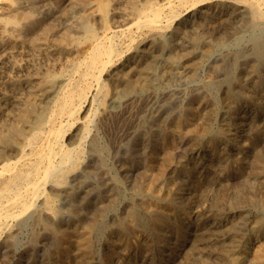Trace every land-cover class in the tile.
<instances>
[{
	"label": "rangeland",
	"instance_id": "obj_1",
	"mask_svg": "<svg viewBox=\"0 0 264 264\" xmlns=\"http://www.w3.org/2000/svg\"><path fill=\"white\" fill-rule=\"evenodd\" d=\"M48 1H51L52 13H57L54 16L56 36L66 26L77 32L78 11H83L74 8L76 1L72 0L71 9L67 7L73 12L69 16L64 10L59 12L58 5L62 6L66 0ZM88 1V8L97 12L99 3L107 4L116 18H128V23L138 18L130 0ZM179 1H175L177 6ZM203 1L179 6L178 17L166 29L169 44L148 43L145 50L136 52L133 70L119 77L117 89L110 92L112 101L102 105L108 111L105 113L101 107L97 115L91 112L88 125L93 129L88 138L85 141L75 138L74 144L84 149L79 161L81 166L70 172L64 186L47 185L45 194L39 203L31 206L28 214L3 219L0 264H264V18L254 19L249 9L236 0ZM10 3V0H0L1 27L5 24L1 18L7 17ZM91 17L96 19L92 20L97 31L103 33L104 23ZM110 25L107 35L125 46L126 37L114 35L111 21ZM56 40L33 46L29 41L8 37L0 46V132L14 123L24 127L25 137L19 144L35 131L34 126L25 125L20 119V108L34 96L33 81L48 71L60 70L56 66L60 60L54 53H60L61 44ZM132 50L128 51L129 56ZM73 61L65 65L67 69ZM138 78L144 83L131 101L123 91ZM10 81L16 85L7 84ZM56 92L57 89L53 90L45 98L46 118L52 114L50 98ZM76 130L72 127L68 134L74 136ZM15 149H0V169L5 161L22 156ZM7 172L10 170L4 171L6 176ZM3 185L0 181V191ZM10 197L0 200V209L17 212L18 207Z\"/></svg>",
	"mask_w": 264,
	"mask_h": 264
},
{
	"label": "bare ground",
	"instance_id": "obj_2",
	"mask_svg": "<svg viewBox=\"0 0 264 264\" xmlns=\"http://www.w3.org/2000/svg\"><path fill=\"white\" fill-rule=\"evenodd\" d=\"M11 3L7 7L8 15L1 18V22L5 23L0 26V46L4 43V38L22 39L29 41L33 46L41 45L50 40L60 41V53L58 55L59 72L39 75L35 80L30 82L34 87V96L31 101L24 107L20 108V119L25 125H32L35 131L31 137L25 138L23 144L20 139L25 137V129L22 126L12 125L8 129L0 132V149H7L17 147L21 152V157L16 160H8L3 163L0 169V174H4L5 170H10L9 175L0 176V181L4 184L0 191V200L10 197L13 203L17 205L18 211L14 212L10 209H0V227L3 224V219H9L13 216H21L32 208V205L39 203L42 194H45V187L47 185H59L66 183L69 179V174L74 171L80 164L82 155V146L75 145L77 139L86 140L91 132L92 127L88 125L91 119V112L94 115L98 114L102 105L110 100V92L112 89H117V81L120 76H126L133 70V58L136 52L141 48L145 50L148 43H155L164 41L170 43V37L166 34L167 27L171 26L177 16L179 6L189 4H197L200 0H180L179 5L173 0H130V4L134 8V15L138 17L134 23H128L127 19L116 18L112 8L107 4H98L97 10L88 8L90 5L88 0H74V8H81L83 12L79 13L75 24L77 25V32L72 27L66 26L62 34L56 36L54 22L55 15L51 11L48 0H10ZM55 1V0H54ZM65 1V0H64ZM102 1V0H101ZM114 1V0H113ZM126 1V0H125ZM138 1L140 2L138 4ZM40 2V5L38 4ZM72 0H66L64 4L58 5L59 12L64 10L68 14L71 12ZM127 2V1H126ZM202 2H204L202 0ZM243 4L251 12V16L255 19L264 18V0H236ZM53 3V2H52ZM95 3V2H94ZM124 4V2H123ZM202 4V3H201ZM55 5V4H54ZM72 5V4H71ZM93 5V4H91ZM117 5V4H116ZM199 5V4H198ZM208 5V4H207ZM70 9H67V7ZM190 6V5H189ZM194 6V5H193ZM192 6V7H193ZM196 6V5H195ZM5 7V6H3ZM94 7V6H93ZM118 7V6H116ZM58 8V7H57ZM182 8V7H181ZM189 8V7H187ZM6 9V8H5ZM4 9V10H5ZM120 9V8H119ZM70 10V11H69ZM79 10V9H78ZM217 10V9H216ZM215 10V11H216ZM224 10V9H223ZM122 11H124L122 9ZM128 11V8H127ZM182 11V10H181ZM245 11V10H244ZM6 12V14H7ZM58 12V13H59ZM64 12V13H65ZM130 12V11H129ZM63 13V15H64ZM75 15L77 13L74 12ZM119 13V12H118ZM131 13V12H130ZM187 13V12H186ZM245 13V12H244ZM5 14V15H6ZM125 13L123 12V16ZM127 14V12H126ZM2 15V14H1ZM72 15V14H71ZM246 15V14H245ZM91 16L99 18L104 23L105 31L99 33L95 27ZM122 16V17H123ZM132 16L131 14L129 15ZM226 16V15H225ZM133 18V17H132ZM131 18V19H132ZM180 18V17H179ZM224 18V16H223ZM247 18V17H246ZM59 19V18H58ZM64 19V18H63ZM66 19V18H65ZM93 19V20H92ZM191 19V18H190ZM221 19V18H220ZM232 19V18H231ZM67 20V19H66ZM70 20V19H68ZM72 20V19H71ZM238 20V19H237ZM110 21L113 25L114 35L120 37L125 36L128 43L124 46L120 40L114 39L107 35V30L111 29ZM131 21V20H130ZM217 21V20H216ZM251 21V20H250ZM262 22V21H261ZM197 23V22H196ZM264 23V21H263ZM69 24V23H68ZM99 23H97L98 25ZM210 24V23H208ZM235 24V20L234 23ZM64 25V24H63ZM62 25V26H63ZM67 25V24H65ZM176 25V24H175ZM207 25V24H206ZM251 25V24H250ZM256 25V24H255ZM262 25V24H261ZM75 26V25H74ZM195 26V25H194ZM199 26V25H198ZM197 26V27H198ZM222 26V25H221ZM258 26V25H257ZM264 26V25H263ZM58 27V26H57ZM243 27V26H242ZM171 28V27H170ZM169 28V29H170ZM191 28V27H190ZM189 28V29H190ZM207 28V27H206ZM263 28V27H262ZM62 29V28H61ZM239 29V28H238ZM242 29V28H241ZM240 29V30H241ZM248 29V27L246 28ZM254 29V28H253ZM59 30V29H58ZM136 30V31H135ZM256 30V29H255ZM261 30V29H259ZM264 30V29H263ZM193 31V30H192ZM202 31V30H201ZM244 31V30H243ZM254 31V30H253ZM222 32V31H221ZM220 32V33H221ZM227 32V31H226ZM184 33V32H183ZM203 33V32H202ZM223 33V32H222ZM240 33V32H238ZM185 34V33H184ZM201 34V33H200ZM227 34V33H226ZM259 34V33H258ZM111 35V34H110ZM209 35V34H208ZM139 36V37H138ZM193 36V35H192ZM238 36V35H237ZM241 36V35H240ZM255 36V35H254ZM258 36V35H257ZM234 37V36H233ZM261 37V36H259ZM257 37V38H259ZM223 38V37H222ZM241 38V37H240ZM244 38V37H243ZM255 39V37H253ZM252 38V39H253ZM124 39V38H123ZM176 39V38H175ZM216 39V38H215ZM235 39V38H234ZM178 40V39H176ZM198 40V39H197ZM217 40V39H216ZM225 40V39H224ZM257 40V39H256ZM211 41V40H210ZM9 42V41H8ZM11 42V41H10ZM20 42V41H19ZM22 42V41H21ZM123 42V41H122ZM179 42V41H178ZM215 42V41H214ZM223 42V41H222ZM228 42V41H227ZM255 42V40H254ZM26 43V42H25ZM51 43V42H50ZM229 43V42H228ZM238 43V41H237ZM264 43V42H263ZM5 44V43H4ZM14 44V43H13ZM17 44V43H16ZM27 44V43H26ZM125 44V43H124ZM223 44V43H221ZM220 44V45H221ZM49 45V44H48ZM47 45V46H48ZM213 45V44H212ZM217 45V44H216ZM22 46V45H21ZM52 46V45H50ZM214 46V45H213ZM219 46V45H217ZM18 47V46H17ZM40 47V46H39ZM38 47V48H39ZM43 47V45H42ZM45 47V46H44ZM49 47V46H48ZM30 48V47H29ZM32 48V46H31ZM179 48V47H178ZM211 48V47H210ZM209 48V49H210ZM215 48V47H214ZM263 48V47H262ZM14 49V48H13ZM19 51L21 52L22 50ZM23 49V48H22ZM28 49V48H27ZM41 49V48H40ZM48 49V48H47ZM45 49V50H47ZM133 49V50H132ZM191 49V48H190ZM199 49V48H198ZM217 48H215L216 50ZM219 49V48H218ZM258 49V48H257ZM2 50V49H1ZM17 50V49H16ZM34 50V49H32ZM55 50V49H54ZM132 50L130 56L128 51ZM259 50V49H258ZM257 50V51H258ZM24 51V50H23ZM43 51V49H42ZM59 51V50H58ZM262 51V50H261ZM260 51V52H261ZM3 52V51H2ZM6 52V51H5ZM4 52V53H5ZM10 52V51H9ZM17 52V51H16ZM25 52V51H24ZM30 52V49H29ZM28 52V53H29ZM34 52V51H33ZM55 52V51H54ZM177 52V51H174ZM173 52V53H174ZM186 52V51H185ZM209 52V51H208ZM215 52V51H214ZM222 52V51H221ZM7 53V52H6ZM26 53V52H25ZM50 53V52H49ZM172 53V54H173ZM179 53V51H178ZM202 53V52H201ZM212 53V52H210ZM264 53V51L262 52ZM11 54V53H10ZM30 54V53H29ZM40 54V53H39ZM38 54V55H39ZM158 54V53H157ZM189 54V53H188ZM192 54V53H191ZM218 54V53H217ZM24 55V54H23ZM31 55V54H30ZM41 55V54H40ZM39 55V56H40ZM45 55V54H44ZM212 55V54H211ZM215 55V54H214ZM7 56V55H6ZM19 56V55H18ZM28 57V55H26ZM35 56V55H34ZM71 56H73L71 58ZM167 58H169V54ZM165 56V57H166ZM174 56V55H173ZM5 57V56H4ZM14 57V56H13ZM13 57H11L13 59ZM21 57V56H20ZM32 57V56H31ZM43 57V56H42ZM9 58V57H8ZM23 57L22 59H24ZM34 58V57H33ZM48 58V57H47ZM57 58V57H56ZM2 59V58H1ZM7 59V58H6ZM20 59V58H19ZM42 59V58H41ZM45 59V58H44ZM54 59V58H53ZM65 59V60H64ZM72 67L67 69L71 60ZM171 59V58H170ZM17 60V59H16ZM26 60V59H25ZM30 60V59H28ZM38 60V59H37ZM51 60V58H50ZM53 61V60H51ZM63 61V62H62ZM26 62V61H25ZM32 64V61H30ZM34 62V61H33ZM47 62V61H46ZM1 63V62H0ZM11 63V62H10ZM55 63V62H54ZM152 63V61H151ZM180 63V62H179ZM17 64V63H16ZM27 64V63H26ZM45 64V63H44ZM135 64V63H134ZM144 64V63H143ZM25 65V64H24ZM36 65V64H35ZM54 65V64H53ZM52 65V66H53ZM70 65V64H69ZM1 66V65H0ZM18 66V65H17ZM31 66V65H30ZM51 66V65H50ZM55 66V65H54ZM144 66V65H142ZM153 66V65H152ZM20 67V66H18ZM33 67V66H32ZM37 67V66H36ZM42 67V66H41ZM1 68V67H0ZM14 68L17 69V67ZM13 68V69H14ZM27 68V67H26ZM47 68V67H46ZM12 69V68H11ZM12 69V70H13ZM43 69V68H42ZM58 69V68H57ZM138 69V68H137ZM150 69V68H148ZM167 69V68H166ZM1 70V69H0ZM9 70V69H8ZM28 70V69H27ZM38 70V69H37ZM176 70V69H175ZM181 70V69H180ZM5 71V70H4ZM25 71V69H24ZM29 71V70H28ZM40 71V70H39ZM179 71V70H178ZM1 72V71H0ZM11 72V71H10ZM18 72V71H17ZM180 72V71H179ZM177 72V73H179ZM8 73V72H7ZM6 73V74H7ZM21 73V71H20ZM24 73V72H23ZM147 76L149 70H147ZM159 73V72H158ZM166 73V71H165ZM168 73V72H167ZM15 74V73H14ZM162 74V73H161ZM27 75V74H26ZM35 75V74H33ZM181 75V74H180ZM164 76V75H163ZM182 76V75H181ZM10 77V76H9ZM15 77V76H14ZM24 77V76H23ZM32 77V75H31ZM4 78V77H3ZM30 78V77H29ZM1 79V78H0ZM9 79V78H8ZM20 79V78H19ZM162 79V78H161ZM15 80V78H14ZM17 80V78H16ZM24 80V79H23ZM26 80V79H25ZM31 80V79H30ZM122 80V79H121ZM162 82V81H161ZM16 85L14 81L7 82V84ZM29 83V82H26ZM144 81L140 78L133 81L131 86H125L127 98L132 101L138 92V88L142 87ZM151 83V82H150ZM4 84V83H3ZM5 85V84H4ZM20 84H18L19 87ZM1 86V85H0ZM7 86V85H6ZM26 86V85H25ZM12 87V86H11ZM21 87V86H20ZM23 87V86H22ZM31 87V86H29ZM160 87V86H159ZM6 88V87H5ZM4 88V89H5ZM121 88V87H120ZM20 89V88H19ZM57 92L50 98L53 105L52 114L46 118L45 114V98L53 90ZM153 89V88H152ZM17 90V89H16ZM22 90V89H21ZM122 90V88H121ZM150 90V89H149ZM148 90V91H149ZM156 90V89H155ZM24 91V90H23ZM14 92V91H13ZM26 93V92H25ZM24 93V94H25ZM39 93V94H37ZM4 94V93H3ZM12 94V93H11ZM17 94V93H16ZM28 94V93H27ZM123 94V93H122ZM150 94V93H149ZM21 95V93H20ZM52 95V94H51ZM146 95V94H145ZM144 95V96H145ZM153 95V94H152ZM239 95V94H238ZM3 96V95H2ZM19 96V95H18ZM16 96V97H18ZM31 96V95H30ZM39 96V99L36 97ZM138 96V95H137ZM142 98H145V97ZM24 97V96H23ZM141 97V96H140ZM151 97V96H150ZM149 97V98H150ZM252 97V96H251ZM4 98V97H3ZM49 98V97H48ZM115 98V97H113ZM112 98V99H113ZM119 98V97H118ZM122 98V97H121ZM126 98V97H125ZM153 98V96H152ZM2 99V98H0ZM123 99V98H122ZM15 100V99H14ZM20 100V99H19ZM115 100V99H114ZM124 100V99H123ZM150 100V99H149ZM3 101V100H2ZM112 101V100H110ZM109 101V103H110ZM127 103L128 105L131 103ZM137 101V99H136ZM119 102V101H118ZM142 102V99H141ZM4 103V102H3ZM19 103V102H18ZM120 103V102H119ZM8 104V103H7ZM12 104V103H10ZM22 104V103H21ZM125 103L123 102V105ZM5 105V104H4ZM134 106V105H133ZM1 107V105H0ZM47 107V106H46ZM201 107V106H200ZM108 108V107H107ZM123 109V108H122ZM17 110V109H16ZM48 110V109H47ZM50 110V109H49ZM48 110V111H49ZM105 113L108 111L103 107ZM119 110V109H118ZM125 110V109H123ZM122 110V111H123ZM15 111V110H14ZM90 111L88 116L84 114ZM112 111V110H111ZM126 111V110H125ZM133 111V110H132ZM131 111V112H132ZM3 112V111H2ZM11 112V111H10ZM18 112V110H17ZM102 112V111H101ZM115 113V112H114ZM126 113V112H125ZM2 114V113H1ZM7 114V112H6ZM11 114V113H9ZM116 114V113H115ZM114 114V115H115ZM121 114V112H120ZM124 114V113H123ZM242 114V113H241ZM14 115V114H13ZM103 115V114H102ZM7 116V115H6ZM106 116V115H104ZM103 116V117H104ZM116 116V115H115ZM120 116V115H118ZM1 117V115H0ZM9 117V115H8ZM11 117V116H10ZM9 117V118H10ZM88 117L90 119H88ZM96 117V116H95ZM98 117V116H97ZM125 117V116H124ZM102 118V117H101ZM105 118V117H104ZM107 118V116H106ZM109 118V117H108ZM113 118V117H111ZM118 118V117H117ZM8 119V118H7ZM11 119V118H10ZM98 119V118H97ZM115 119V118H114ZM123 119V118H121ZM9 120V119H8ZM92 120V119H91ZM126 120V118H125ZM66 122V123H65ZM92 122V121H91ZM96 122V121H95ZM104 122V121H103ZM109 122V121H108ZM181 122V121H180ZM241 122V121H240ZM114 123V122H113ZM92 124V123H91ZM112 124V123H111ZM75 125V126H74ZM94 125V124H93ZM116 125V124H115ZM1 126V125H0ZM119 126V125H118ZM123 126V125H122ZM2 127V126H1ZM0 127V128H1ZM72 127L77 128L75 135H69L68 130ZM95 127V125H94ZM102 127V126H101ZM158 127V126H157ZM175 127V126H173ZM26 128V127H25ZM97 128V127H96ZM120 128V127H119ZM30 129V128H28ZM106 129V128H105ZM122 129V128H121ZM2 130V128H1ZM120 130V129H119ZM118 130V131H119ZM169 130V129H168ZM196 130V127L195 129ZM201 130V129H200ZM203 130V129H202ZM122 131V130H121ZM204 131V130H203ZM32 132V131H31ZM73 132V131H72ZM165 132V131H164ZM119 133V132H118ZM121 133V132H120ZM179 133V132H178ZM202 133V132H201ZM219 133V132H218ZM237 133V132H236ZM28 134V133H27ZM112 134V133H111ZM203 134V133H202ZM29 135V134H28ZM27 135V136H28ZM118 135V134H117ZM175 135V134H174ZM177 135V134H176ZM122 136V135H121ZM159 136V135H158ZM163 136V135H162ZM168 136V133H167ZM170 136V135H169ZM204 136V135H203ZM208 136V135H207ZM95 137V136H94ZM97 137V136H96ZM95 137V138H96ZM102 137V136H101ZM202 137V136H201ZM212 137V136H211ZM224 137V136H223ZM77 138V139H75ZM103 138V137H102ZM119 138V137H118ZM169 138V137H168ZM172 138V137H171ZM175 138V137H174ZM97 139V138H96ZM24 140V139H23ZM89 140V139H88ZM99 140V139H98ZM115 140V139H114ZM119 140V139H118ZM166 140V139H165ZM170 140V139H169ZM207 140V139H206ZM212 140V139H211ZM96 141V140H95ZM101 141V140H100ZM79 142V141H78ZM83 142V141H82ZM93 142V141H92ZM205 142V141H204ZM214 142V141H213ZM220 142V141H219ZM81 143V142H80ZM85 143V142H84ZM94 143V142H93ZM97 143V142H96ZM104 143V142H103ZM112 143V142H111ZM77 144V143H76ZM88 144V142H87ZM86 144V145H87ZM95 144V143H94ZM117 144V143H116ZM209 144V143H208ZM85 145V146H86ZM175 145V143H174ZM173 145V146H174ZM84 146V147H85ZM95 146V145H94ZM103 147L105 145H102ZM164 146V145H163ZM172 146V147H173ZM99 147V146H98ZM110 147V146H109ZM108 147V148H109ZM156 147V146H155ZM88 148V147H87ZM90 148V147H89ZM94 148V147H93ZM97 148V147H95ZM105 148V147H104ZM106 148V149H108ZM163 148V147H162ZM101 149V146H100ZM113 148H111L112 150ZM144 149V148H143ZM164 149V148H163ZM171 149V148H170ZM16 150V149H15ZM87 150V149H86ZM92 150V149H91ZM95 151V149H94ZM166 151V150H165ZM204 151V150H203ZM206 151V150H205ZM87 152V151H86ZM93 152V151H91ZM118 152V151H117ZM145 152V151H144ZM172 152V151H171ZM89 153V152H88ZM97 153V152H96ZM152 153V152H150ZM161 153V152H160ZM209 153V152H208ZM16 154V153H13ZM90 154V153H89ZM99 154V153H98ZM170 154V153H169ZM216 154V153H215ZM254 154V153H253ZM20 155V154H19ZM27 155H32L27 157ZM86 155V154H85ZM95 155V154H94ZM142 155V154H141ZM201 155V154H199ZM6 156V155H5ZM14 156V155H13ZM18 156V155H17ZM93 156V155H92ZM102 156V155H100ZM111 156V155H109ZM174 156V155H173ZM209 156V155H208ZM211 156V155H210ZM16 157V156H15ZM107 157V156H106ZM147 157V156H146ZM171 157V156H170ZM214 157V156H213ZM252 157V156H251ZM247 158V157H246ZM245 159V158H244ZM6 160V159H5ZM85 160V159H84ZM83 160V161H84ZM91 160V159H90ZM103 160V158H102ZM3 162V161H2ZM82 163V162H81ZM95 163V161H94ZM194 164V163H193ZM212 164V163H211ZM158 165V164H157ZM210 165V164H209ZM81 166V164H80ZM161 166V165H160ZM184 166V165H183ZM211 166V165H210ZM101 167V166H100ZM188 167V166H185ZM157 168V167H156ZM155 168V169H156ZM79 169V168H78ZM158 169V168H157ZM77 170V169H76ZM196 170V169H195ZM159 171V170H158ZM198 171V170H197ZM205 172V170H204ZM74 174V173H73ZM88 174V173H87ZM98 174V173H97ZM161 174V173H160ZM86 175V174H85ZM95 175V174H94ZM154 175V174H153ZM156 175V174H155ZM196 175V174H195ZM99 176V175H98ZM103 176V175H102ZM87 178V177H86ZM89 178V177H88ZM152 178V177H151ZM194 178V177H193ZM199 178V177H198ZM203 178V177H202ZM81 179V178H79ZM90 179V178H89ZM96 179V178H95ZM149 179V178H148ZM151 180V179H150ZM182 180V179H181ZM156 181V179L154 180ZM163 181V180H162ZM195 182V181H194ZM86 183V182H84ZM149 183V180H148ZM188 183V182H186ZM191 183V182H190ZM74 184V183H73ZM83 184V182H82ZM151 184V183H150ZM162 184V183H161ZM66 185V184H65ZM22 186V187H21ZM25 186V188H24ZM71 186V185H70ZM76 186V185H75ZM190 186V185H189ZM89 187V186H87ZM98 187V186H97ZM100 187V186H99ZM157 187V186H156ZM161 187V186H160ZM24 188L25 190H23ZM57 188V187H56ZM86 188V187H85ZM101 188V187H100ZM65 189V188H64ZM75 189H78L75 187ZM150 189V188H149ZM161 189V188H160ZM52 190V189H51ZM56 190V189H55ZM62 191V190H61ZM90 191V190H89ZM187 191V190H186ZM52 191H50L51 193ZM149 192V191H148ZM72 193V192H71ZM80 193V192H79ZM167 193V192H166ZM48 194V193H47ZM85 194V192H84ZM87 194V193H86ZM189 194V193H188ZM67 195V194H66ZM63 196V195H62ZM61 196V197H62ZM78 196V195H77ZM167 196V195H166ZM184 196V195H183ZM187 196V195H186ZM189 196V195H188ZM81 197V196H80ZM185 197V196H184ZM64 198V197H63ZM79 198V197H78ZM45 199V198H44ZM170 199V198H169ZM7 200V199H6ZM48 200V198H47ZM172 200V199H171ZM10 201V199H9ZM70 201V200H69ZM68 201V202H69ZM72 201V200H71ZM148 201V200H147ZM170 201V200H169ZM65 202V201H64ZM75 202V201H74ZM172 202V201H171ZM62 203V202H61ZM93 203V202H91ZM105 203V202H104ZM193 203V202H192ZM6 204V203H5ZM8 204V203H7ZM66 204V203H64ZM79 204V203H78ZM101 204V203H100ZM190 204V203H189ZM2 205V204H0ZM46 205V204H45ZM75 205V204H74ZM73 205V206H74ZM151 205V204H150ZM6 206V205H5ZM39 206V205H38ZM72 206V205H71ZM82 206V205H81ZM188 206V205H187ZM13 207V206H12ZM45 207V206H44ZM86 207V206H84ZM159 207V206H158ZM38 208V207H37ZM46 208V207H45ZM183 208V207H182ZM14 209V208H13ZM44 209V208H43ZM77 209V207H76ZM149 209V208H148ZM193 209V208H192ZM31 211V210H30ZM29 211V212H30ZM33 211V210H32ZM76 211V210H75ZM77 211H79L77 209ZM76 211V212H77ZM192 211V210H191ZM35 212V211H33ZM157 212V211H156ZM198 212V211H196ZM195 212V213H196ZM40 213V212H39ZM28 214V212H27ZM167 214V213H166ZM36 217V214H33ZM79 215V214H78ZM87 215V214H86ZM124 215V214H123ZM30 216V215H29ZM43 216V215H42ZM88 216V215H87ZM150 216V215H149ZM159 216V215H158ZM163 216V215H162ZM161 216V217H162ZM34 217V216H30ZM38 217V216H37ZM46 217V216H45ZM76 217V215H75ZM85 217V216H84ZM124 217V216H123ZM126 217V215H125ZM25 218V217H24ZM28 218V217H27ZM164 218V217H163ZM14 219V218H13ZM18 219V217H17ZM36 219V218H35ZM34 219V220H35ZM71 219V218H70ZM123 219V218H122ZM151 219V218H150ZM154 219V217H153ZM158 219V218H157ZM42 220V219H41ZM62 220V219H61ZM76 220V219H75ZM164 220V219H163ZM190 220V219H189ZM6 221V220H5ZM14 221V220H13ZM17 221V220H16ZM78 221V220H77ZM120 221V220H119ZM151 221V220H150ZM188 221V220H187ZM66 222V221H65ZM79 222V221H78ZM12 224V222H9ZM33 223V222H32ZM35 223V222H34ZM90 223V222H89ZM97 223V222H96ZM113 223V222H112ZM126 223V222H125ZM128 223V222H127ZM222 223V222H221ZM22 224V223H21ZM57 224V223H56ZM9 225V224H8ZM33 225V224H32ZM37 225V224H36ZM42 225V224H41ZM78 225V224H77ZM83 225V224H82ZM89 225V224H88ZM114 225V224H113ZM112 225V226H113ZM132 225V224H131ZM153 225V224H152ZM56 226V225H55ZM68 226V225H67ZM87 226V225H86ZM110 226V225H109ZM119 226V224H118ZM128 226V225H127ZM32 227V226H31ZM30 227V228H31ZM36 227V226H35ZM34 227V228H35ZM57 227H60L59 224ZM56 227V228H57ZM72 227V226H71ZM84 227V226H83ZM91 227V226H90ZM95 227V225H94ZM93 227V228H94ZM6 228V226H5ZM3 228V229H5ZM18 228V226H17ZM33 228V227H32ZM31 228V229H32ZM55 228V227H54ZM65 228V227H64ZM73 228V227H72ZM86 228V227H84ZM187 228V227H186ZM13 229V228H12ZM27 229V228H26ZM62 229V228H60ZM75 229V228H74ZM80 229V228H79ZM90 229V228H89ZM184 229V228H183ZM182 229V230H183ZM39 230V229H38ZM53 230V229H52ZM18 231V229H17ZM28 231V230H27ZM31 231V230H30ZM41 231V230H40ZM50 231V230H49ZM57 231V230H56ZM59 231V230H58ZM89 231V230H88ZM160 231V230H159ZM162 231V230H161ZM20 232V231H19ZM18 232V233H19ZM55 232V231H54ZM154 232V231H153ZM11 233V232H10ZM14 233V232H13ZM22 233V232H21ZM36 233V231H35ZM41 233V232H40ZM2 234V232H1ZM20 234V233H19ZM39 234V233H38ZM43 234V233H42ZM47 234V232L45 233ZM62 234V233H61ZM79 234V232H78ZM92 234V233H91ZM8 235V234H7ZM22 235V234H21ZM157 236V235H156ZM14 237V236H13ZM52 237V235H51ZM80 237V235L78 236ZM159 237V236H158ZM9 238V237H8ZM1 239V238H0ZM3 239V238H2ZM6 239V238H5ZM16 239V238H14ZM131 239V238H130ZM69 240V239H68ZM139 240V239H138ZM67 241V240H66ZM114 241V240H113ZM252 241V240H251ZM255 241V240H254ZM1 242V241H0ZM68 242V241H67ZM66 242V243H67ZM76 242V241H75ZM74 242V243H75ZM116 242V241H115ZM132 242V241H131ZM129 242V243H131ZM65 243V244H66ZM64 244V243H63ZM72 244V243H71ZM140 244V243H139ZM161 244V242H160ZM69 245V244H68ZM80 245V244H78ZM84 245V244H83ZM17 246V245H16ZM70 246V245H69ZM123 246V245H122ZM256 246V245H255ZM14 247V246H13ZM82 247V246H81ZM4 248V247H3ZM61 248V247H60ZM79 248V246H78ZM104 248V247H103ZM11 249V248H10ZM75 249V247H74ZM17 250V249H16ZM108 250V249H107ZM250 250V249H249ZM125 251V250H124ZM9 252V251H8ZM58 252V251H57ZM63 252V251H62ZM73 252V251H72ZM107 252V251H106ZM106 252H104L106 254ZM127 252V251H126ZM251 252V251H250ZM5 253V252H4ZM55 253V252H54ZM59 253V252H58ZM103 253V254H104ZM62 254V253H61ZM60 254V255H61ZM69 254V253H68ZM88 254V253H86ZM91 254V253H90ZM89 254V255H90ZM108 254V253H107ZM121 254V253H120ZM253 254V253H251ZM4 255V254H3ZM82 255V254H81ZM57 256V255H56ZM66 256V255H65ZM104 256V255H103ZM130 256V254H129ZM254 256V255H253ZM68 257V255H67ZM85 257V256H84ZM105 257V256H104ZM121 257V256H120ZM119 257V258H120ZM256 257V256H255ZM60 258V257H59ZM258 258V256L256 257ZM264 258V257H263ZM72 259V257H71ZM250 259V258H249ZM73 260V259H72ZM71 260V261H72ZM104 260V259H103ZM162 260V259H161ZM259 260V259H258ZM264 260V259H263ZM255 260H252V262ZM260 261V260H259ZM63 262V261H62ZM107 262V261H106ZM129 262V261H128ZM249 262V261H248ZM262 262V261H261ZM264 262V261H263ZM68 263V262H67ZM163 263V262H162ZM247 263V262H246ZM257 263V260L256 262ZM69 264V263H68ZM260 264V263H258Z\"/></svg>",
	"mask_w": 264,
	"mask_h": 264
}]
</instances>
